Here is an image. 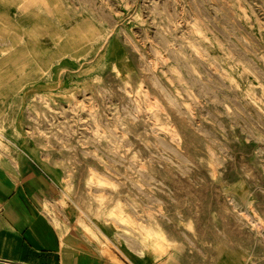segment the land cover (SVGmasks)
I'll use <instances>...</instances> for the list:
<instances>
[{"label": "rangeland", "instance_id": "1", "mask_svg": "<svg viewBox=\"0 0 264 264\" xmlns=\"http://www.w3.org/2000/svg\"><path fill=\"white\" fill-rule=\"evenodd\" d=\"M22 157L79 221L264 257V0H0V160Z\"/></svg>", "mask_w": 264, "mask_h": 264}, {"label": "crops", "instance_id": "2", "mask_svg": "<svg viewBox=\"0 0 264 264\" xmlns=\"http://www.w3.org/2000/svg\"><path fill=\"white\" fill-rule=\"evenodd\" d=\"M57 199L55 181L35 160H0V264H264L227 245L211 247L203 262L161 252L104 223L79 221Z\"/></svg>", "mask_w": 264, "mask_h": 264}, {"label": "bare ground", "instance_id": "3", "mask_svg": "<svg viewBox=\"0 0 264 264\" xmlns=\"http://www.w3.org/2000/svg\"><path fill=\"white\" fill-rule=\"evenodd\" d=\"M171 107H172V105H171ZM173 110V109H172ZM184 118V117H183Z\"/></svg>", "mask_w": 264, "mask_h": 264}]
</instances>
